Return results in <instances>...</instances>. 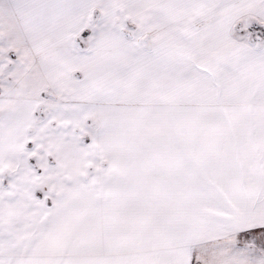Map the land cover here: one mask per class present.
Returning a JSON list of instances; mask_svg holds the SVG:
<instances>
[{
    "label": "snow or ice",
    "instance_id": "6c2138e0",
    "mask_svg": "<svg viewBox=\"0 0 264 264\" xmlns=\"http://www.w3.org/2000/svg\"><path fill=\"white\" fill-rule=\"evenodd\" d=\"M0 264H264V0H0Z\"/></svg>",
    "mask_w": 264,
    "mask_h": 264
}]
</instances>
